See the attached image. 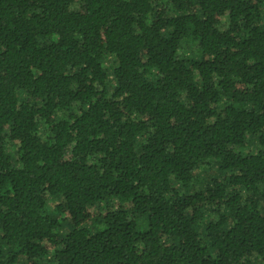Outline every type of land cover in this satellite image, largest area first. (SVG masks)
<instances>
[{
  "label": "trees",
  "instance_id": "obj_1",
  "mask_svg": "<svg viewBox=\"0 0 264 264\" xmlns=\"http://www.w3.org/2000/svg\"><path fill=\"white\" fill-rule=\"evenodd\" d=\"M0 264H264V0H0Z\"/></svg>",
  "mask_w": 264,
  "mask_h": 264
},
{
  "label": "rangeland",
  "instance_id": "obj_2",
  "mask_svg": "<svg viewBox=\"0 0 264 264\" xmlns=\"http://www.w3.org/2000/svg\"><path fill=\"white\" fill-rule=\"evenodd\" d=\"M184 47H186L187 49H190V47H191V43H186L185 45H184ZM215 165H212V166H210V167H208V168H206V171H204V173L202 174V177H208L210 174H212L214 171H213V167H214ZM57 198H52V199H50L49 200V203H48V206H47V210H52L53 209V207H54V205L57 203ZM69 228V227H68Z\"/></svg>",
  "mask_w": 264,
  "mask_h": 264
}]
</instances>
